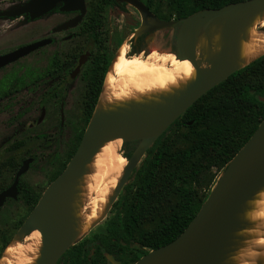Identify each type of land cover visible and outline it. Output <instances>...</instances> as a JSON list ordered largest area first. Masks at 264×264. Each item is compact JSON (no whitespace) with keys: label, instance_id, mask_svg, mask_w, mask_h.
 Here are the masks:
<instances>
[{"label":"water","instance_id":"water-1","mask_svg":"<svg viewBox=\"0 0 264 264\" xmlns=\"http://www.w3.org/2000/svg\"><path fill=\"white\" fill-rule=\"evenodd\" d=\"M115 1L133 7L139 13L140 26L129 35L132 36L131 39L155 31L176 29L172 39L174 53L169 51L168 54H172L178 60H187L195 71V80L173 103L170 110H157L155 115L113 113L95 116L92 113L93 116L70 161L47 186L20 227V234L24 236L36 230L40 233L42 250L37 264H56L72 246L73 241L69 235L64 199L70 197L71 184L79 177L82 168L101 144L112 138L121 139L122 144L138 142L132 155L128 159L125 158L128 162L126 180L139 165L146 150L189 107L238 71L231 70L229 59V50L235 44L238 34L237 11L253 13L264 9V0H249L230 4L217 10H202L179 20L165 21L156 18L140 0ZM59 3L63 4V11L80 10L81 13L84 12V0H31L17 9L2 12L0 16L17 18L29 14L31 19H35ZM223 18L231 26L221 44L218 59L202 67L198 64L195 51L188 43L186 35H191L190 32L200 23L218 24ZM76 21L68 25H74ZM191 37L193 38L192 35ZM43 45H45L44 42L37 43L0 57V67ZM140 55L146 56L142 53L131 56ZM31 162L32 160L24 161L15 175L11 188L0 193V209L6 199L16 200L15 186L18 178L28 171ZM124 181L120 190L124 186ZM262 187H264V119L224 171L220 173L198 213L184 231L169 244L149 251L134 264H218L221 257L225 255V249L229 247V235L239 227L235 215L239 212L241 205ZM108 260L112 264H118L109 256Z\"/></svg>","mask_w":264,"mask_h":264},{"label":"trees","instance_id":"trees-1","mask_svg":"<svg viewBox=\"0 0 264 264\" xmlns=\"http://www.w3.org/2000/svg\"><path fill=\"white\" fill-rule=\"evenodd\" d=\"M114 1L103 0L97 6L108 5L109 2L114 4ZM140 1L156 18L170 21L249 0ZM100 21L94 22L100 24ZM141 51L143 48L131 50L129 55ZM148 53L149 49H145L143 54ZM106 66L94 95L88 99L87 122L98 100ZM263 100L264 55L198 99L146 150L132 172L134 191L128 194L124 188L112 204V216L106 223L105 234L94 238L91 241L93 245L83 241L70 247L63 256L66 262L105 264L106 255L119 264H134L149 251L176 239L207 198L204 192L214 178L212 170L222 173L264 119ZM182 128L184 132H181ZM82 135L83 132L77 133L68 145L72 155ZM127 144L121 146L122 156L126 159L132 155L138 142L129 143L130 151L126 149ZM56 155V152L50 154L44 162L52 166L56 163ZM4 189L0 188V192ZM18 189L22 192L25 207L31 212L41 195L37 196L29 188ZM8 244L4 243L0 256Z\"/></svg>","mask_w":264,"mask_h":264},{"label":"bare ground","instance_id":"bare-ground-1","mask_svg":"<svg viewBox=\"0 0 264 264\" xmlns=\"http://www.w3.org/2000/svg\"><path fill=\"white\" fill-rule=\"evenodd\" d=\"M237 18L238 34L235 44L229 50L232 71L264 55V9L253 13L239 10ZM230 26L225 18L218 24L209 23L198 42H194L191 35H186L198 64L205 65L218 59L221 44ZM131 38L129 36L126 41ZM151 53L154 51L146 56H130L126 42L117 48L103 79L94 108L95 116L113 113L155 115L157 110H170L173 103L194 83L195 71L187 60H178L172 54H167L172 61L161 63L162 56ZM188 68L192 69L190 74H186ZM172 79L176 80V85L170 83ZM161 82L166 83L167 88H160ZM121 145L122 140L117 138L101 144L70 186L72 192L80 178L83 180L84 187L78 200L74 202L71 197L64 199L69 235L73 243L81 241L103 222L110 205L120 192L128 165L121 155ZM262 201L264 187L255 191L241 205L235 215L239 227L229 235L232 238L238 232L240 240L232 248V242H228L230 248L225 249V255L218 264H233L231 257L244 246L246 239L251 238L250 230L254 225L246 219V213L254 212ZM4 249L0 264H37L42 250L40 233L36 230L26 236L20 234ZM259 264H264V260L259 261Z\"/></svg>","mask_w":264,"mask_h":264},{"label":"flooded vegetation","instance_id":"flooded-vegetation-1","mask_svg":"<svg viewBox=\"0 0 264 264\" xmlns=\"http://www.w3.org/2000/svg\"><path fill=\"white\" fill-rule=\"evenodd\" d=\"M29 1L31 0L26 3ZM90 1L84 0L83 13L80 10L63 11V4L59 3L39 18L31 19L29 14L17 17L27 22L26 25L43 19H54L56 24L52 28L36 27L22 32H14V30L13 32H0V57L37 43H45V45L39 46L15 61L0 67V128L6 132L0 136V148L6 143L13 146L20 143V147L23 146V142L26 144L28 126L31 125L30 128L33 129V119L30 120L31 115L40 113L35 124L37 126L42 124L46 112V103L56 101V98L62 95H69L74 90L69 87L70 84L78 82L83 87L81 95L87 96L86 106L88 109V99L94 95L99 85L102 70L107 64L106 73L115 53L110 57L116 36L113 34V30L106 27L107 13L115 9L122 12L124 7L128 6L116 1L114 4L109 2L108 5L97 6V3H101L103 0H97L93 4ZM99 19H101L100 24L94 22L95 20L99 21ZM7 20H0V28L4 27V22ZM75 21L74 25H68ZM10 27L12 26L7 25V29ZM160 31L144 34L129 43L128 53L131 50L143 48V51L140 52L143 54L145 49H150L156 44L159 45V48L173 51L171 35H162L159 33ZM80 62L82 64H79ZM59 115L57 136L49 137L41 129L35 130L31 134V141L36 142L32 150L28 151L25 146L21 152L14 150L8 154L7 160L2 162L3 166L0 163V188H5L3 191L11 188L15 175L24 161L32 160L29 171L39 161L47 159L50 154L55 152L58 146V136L62 135L64 128L62 103L59 105ZM190 124L188 123V125ZM71 130L68 145L74 141L77 134L73 128ZM25 174L18 178L15 186L17 190L16 200L6 199L3 207L18 203L25 206L22 192L18 189L30 188L23 181ZM93 239L83 238L75 245L83 241H87V243L89 241L88 244L93 245L91 244ZM64 254L56 264H68L63 258ZM105 258L109 262L108 256L105 255Z\"/></svg>","mask_w":264,"mask_h":264},{"label":"rangeland","instance_id":"rangeland-1","mask_svg":"<svg viewBox=\"0 0 264 264\" xmlns=\"http://www.w3.org/2000/svg\"><path fill=\"white\" fill-rule=\"evenodd\" d=\"M28 0H0V13L8 10H13L21 7L26 3ZM97 0H91L90 3L93 4ZM4 27L0 28V32H22L24 30H28L29 28H36L41 27L42 29H48L52 28L56 22H54V19H43L37 22L29 23L26 25L27 22L23 21L22 18H6L1 17L0 20H5ZM12 21V22H11ZM106 27L113 30V34L116 36V42H114L112 50H111V56L116 51V49L126 42V45L128 47V51L130 49L129 47V40L127 38L132 33V31H135L138 26L140 25V16L139 13L130 6L124 7V10L122 12H119L118 10H113L110 13H107V17L105 19ZM216 22V21H215ZM206 22L200 23L194 27V29L190 32L193 36V39L195 42H198L202 37L205 30V27L207 25ZM217 23V22H216ZM7 25H11L12 27L7 29ZM16 29V30H15ZM160 34H170L172 39L175 34V30L171 29H165L161 30L159 32ZM151 51H154V53H151L153 55L162 56L160 59L161 63H169L171 62V58L169 55V50L159 48V45L156 44L154 47H151L149 49V53ZM148 53V54H149ZM202 67H206V65H201ZM80 83L76 82L74 84H70L72 90L69 95L65 94L58 98H56V101H50L46 103V112L44 116V120L42 124L36 125V118L40 117V113H35L34 115H31L30 120L33 119V129H31V125L28 126V139L25 142L22 143V147L20 143H17L15 146L10 145L9 143L3 144L0 148V163L5 162L7 160V156L9 153H12L14 150H17L21 152L24 149V146L28 151L32 150L36 142H32L31 134L35 130H42L45 134H47L49 137L57 136V127L60 122V115H59V105L63 104V115H64V128L62 135L60 134L58 137V146L55 150L56 152V163L51 165H48L43 161H39V163L35 164L33 168H31L23 177V181H25L29 189L34 192L37 196L40 197V195L44 192V190L47 188V186L51 183V179L58 175L64 166L68 164L72 157V151L68 147V137L70 135V131L73 128L74 131L77 133L84 132L87 124V96L81 95L82 86L79 85ZM68 87V88H69ZM94 113V112H93ZM93 116V114H92ZM90 121V120H89ZM3 129L0 128L1 134H5L6 132L2 131ZM184 128L181 129V132H184ZM122 146V145H121ZM127 151H130V144L128 143L126 146ZM121 155H122V149L120 147ZM3 166V163L2 165ZM212 173L214 174V178L211 182V184L207 185V189L204 192V194L208 195L210 191L212 190L214 184L216 183L217 179L220 176V173H215V170H212ZM82 183V184H79ZM80 186V187H79ZM206 186V184L204 185ZM82 187V188H81ZM84 187L83 180L80 178L76 185V189L71 192V198L74 200H78V196L80 192H82ZM124 188H127V193L132 194L135 188V180L132 177V173L128 175L127 179L124 181V186L122 190L116 195L113 202L116 201L117 196L123 193ZM76 193V194H75ZM200 194H203L200 192ZM75 197V198H74ZM112 202V203H113ZM111 205L108 209V212L103 220V222L94 228L92 231H90L84 239H91L96 238L99 235L105 234V227L107 221L111 218L112 213H110ZM68 212L69 209L67 208ZM29 210L24 205L18 203L16 205H5L3 208L0 209V252L5 242L11 243L18 235H20V227L19 222H24L26 217L29 215ZM240 235V234H239ZM234 238V239H233ZM240 236H238V232L235 233V236L229 239V241L232 242L231 248L234 247L235 244H238ZM239 239V240H238ZM228 241V242H229ZM234 242V243H233ZM77 242H74L72 244L75 245ZM229 247V248H230ZM228 248V250H229ZM5 250V249H4ZM3 250V251H4ZM2 251V253H3ZM105 264H110L109 262H106Z\"/></svg>","mask_w":264,"mask_h":264},{"label":"clouds","instance_id":"clouds-1","mask_svg":"<svg viewBox=\"0 0 264 264\" xmlns=\"http://www.w3.org/2000/svg\"><path fill=\"white\" fill-rule=\"evenodd\" d=\"M191 72L192 69L188 68L186 74ZM170 83L176 85V80L172 79ZM159 87L167 88V84L161 82ZM246 219L254 225L250 230L251 238L246 239L244 246L231 257L233 264H259L264 260V201L254 212L246 213Z\"/></svg>","mask_w":264,"mask_h":264}]
</instances>
